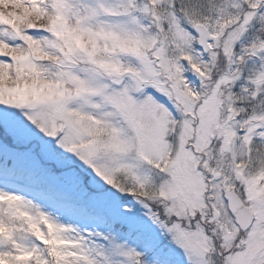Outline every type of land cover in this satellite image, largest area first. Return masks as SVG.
<instances>
[{
    "label": "snow or ice",
    "instance_id": "snow-or-ice-1",
    "mask_svg": "<svg viewBox=\"0 0 264 264\" xmlns=\"http://www.w3.org/2000/svg\"><path fill=\"white\" fill-rule=\"evenodd\" d=\"M22 146L131 239L0 191V264H264V0H0V174Z\"/></svg>",
    "mask_w": 264,
    "mask_h": 264
},
{
    "label": "rangeland",
    "instance_id": "rangeland-1",
    "mask_svg": "<svg viewBox=\"0 0 264 264\" xmlns=\"http://www.w3.org/2000/svg\"><path fill=\"white\" fill-rule=\"evenodd\" d=\"M18 151L21 153L19 159L3 163L4 171L0 174V191L11 192L32 200L61 223L70 224L84 233H100L99 237L94 235L92 239L101 246L106 244L104 236L116 237L121 242L125 238L131 239L122 226L100 219L83 218L71 213L65 206L66 204L83 205L87 203L82 192L74 187L64 175L71 170L83 177L87 185V181L95 174L81 161L66 154L67 162L64 167H60L56 162L42 157L35 149L30 150L22 146ZM9 169H16V171L10 173ZM97 180H99L98 177ZM105 187L108 186L105 185Z\"/></svg>",
    "mask_w": 264,
    "mask_h": 264
}]
</instances>
